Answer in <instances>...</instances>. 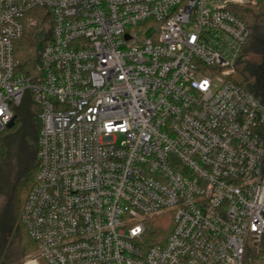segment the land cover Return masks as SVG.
Returning <instances> with one entry per match:
<instances>
[{"label": "built area", "instance_id": "built-area-1", "mask_svg": "<svg viewBox=\"0 0 264 264\" xmlns=\"http://www.w3.org/2000/svg\"><path fill=\"white\" fill-rule=\"evenodd\" d=\"M256 3L0 0V137L27 90L39 106L22 264H264V102L231 78V7ZM36 25L28 76L14 48Z\"/></svg>", "mask_w": 264, "mask_h": 264}, {"label": "trees", "instance_id": "trees-1", "mask_svg": "<svg viewBox=\"0 0 264 264\" xmlns=\"http://www.w3.org/2000/svg\"><path fill=\"white\" fill-rule=\"evenodd\" d=\"M231 10L247 26L249 38L242 48L231 78L264 102V5H234ZM45 9L34 8L30 14L41 17ZM37 25L28 27L15 44L17 71L33 76L39 63L40 42ZM256 55L247 60L245 53ZM32 92L24 93L14 110L15 122L0 137V264H22L25 256L37 250L21 220V211L38 168L37 142L40 124ZM162 217L150 221L152 242L164 237L168 228Z\"/></svg>", "mask_w": 264, "mask_h": 264}, {"label": "rangeland", "instance_id": "rangeland-1", "mask_svg": "<svg viewBox=\"0 0 264 264\" xmlns=\"http://www.w3.org/2000/svg\"><path fill=\"white\" fill-rule=\"evenodd\" d=\"M245 5V4H244ZM46 27L44 26V24L41 25V31L39 32L40 34H38L39 37H41V35L44 34V32L46 31ZM38 31V30H37ZM36 31V33H37ZM43 33V34H42ZM153 33V29L152 28H146V29H142V30H137V34L142 36V37H150ZM247 60H250V61H254L256 58V55H253L252 53L250 52H247L245 53V56H244ZM28 92H31L30 90H28ZM17 107V106H16ZM16 107H14V110L16 109ZM36 107H37V113H39V106L38 104L36 103ZM38 115V114H37ZM38 122L40 124V120H39V117H38ZM157 218V217H156ZM164 225L168 228L171 224V221L169 219H162ZM36 254V250L29 253L27 256L25 257H28V256H33ZM24 257V258H25Z\"/></svg>", "mask_w": 264, "mask_h": 264}, {"label": "water", "instance_id": "water-1", "mask_svg": "<svg viewBox=\"0 0 264 264\" xmlns=\"http://www.w3.org/2000/svg\"><path fill=\"white\" fill-rule=\"evenodd\" d=\"M15 122V115L11 118V120L7 124V128H11L14 125Z\"/></svg>", "mask_w": 264, "mask_h": 264}]
</instances>
